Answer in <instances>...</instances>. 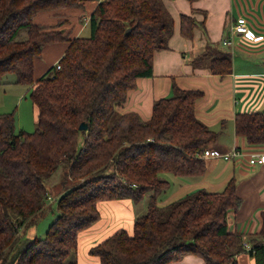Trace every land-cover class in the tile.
Segmentation results:
<instances>
[{
  "label": "trees",
  "instance_id": "16d2710c",
  "mask_svg": "<svg viewBox=\"0 0 264 264\" xmlns=\"http://www.w3.org/2000/svg\"><path fill=\"white\" fill-rule=\"evenodd\" d=\"M81 1L0 0V82L14 73L16 83L32 88L38 110L37 130L18 134L13 115L0 113V264H78L67 257L80 232L100 219L99 202L137 203L148 193L147 212L132 233L118 229L91 248L101 264H170L187 254L227 264L243 252L264 264V211L251 249L244 245L247 234L229 230L228 213L244 203L235 178L221 191L200 188L159 203L172 184L163 173L197 179L207 169L203 154L218 133L196 114L204 92L174 85L172 96L156 100L149 120L118 110L139 77L153 76L155 51L169 48L174 19L163 0H103L89 19L88 36L70 38L61 21L40 34L35 14ZM196 24L193 15L182 14V35L193 38ZM24 31L27 38L18 40ZM52 34L58 38L46 39ZM59 41H69L61 68L36 79L35 60L46 44ZM216 54L208 64L212 72L231 73L232 57ZM84 121L88 128L81 130ZM235 126L248 143H264V111L237 113ZM63 164L74 185L58 198L59 216L43 237L19 234L47 203L44 178Z\"/></svg>",
  "mask_w": 264,
  "mask_h": 264
},
{
  "label": "crops",
  "instance_id": "0c3cea01",
  "mask_svg": "<svg viewBox=\"0 0 264 264\" xmlns=\"http://www.w3.org/2000/svg\"><path fill=\"white\" fill-rule=\"evenodd\" d=\"M101 1L103 0H82L79 5L64 9L62 13L65 16L62 19L52 10L40 11L34 16V22L54 26L61 21L65 24L61 27L64 34L70 38L77 37L83 35L89 27V19ZM163 3L174 19L169 48L155 51L153 76L139 77L136 80V86L129 91L127 100L119 106V111L136 112L143 120H149L156 100L172 96L174 85L183 89H200L204 95L196 102V114L218 133L216 143L210 147L222 151L239 147L246 151L264 153V143H248L245 137L236 133L235 126L237 113L264 111V0H163ZM182 14L193 15L197 21L193 38H186L181 33ZM240 16H245L255 34L263 37L252 40L243 34H236L233 46L224 45L223 40L230 36V28ZM68 46L69 41L46 44L41 57L35 60V78H40L44 72L54 67L64 56ZM205 51H210L208 57L196 64L195 60ZM217 51L232 57L231 73L220 75L212 72L208 64L212 56L217 55ZM44 55L48 56L47 60H43ZM35 111L38 121L37 108ZM206 161L207 169L200 178L173 177L170 187L164 191L162 198L159 197L160 205H167L200 188L210 192L221 191L230 179L235 178L244 203L239 210L230 213L229 230L247 234L244 241L250 242L253 236L258 237L262 226L264 164H251L247 157L229 161L223 158ZM98 207L100 219L80 232L77 255L70 261H77L78 264H101L100 258L91 254V248L118 229L128 230L124 226L126 220L127 223L130 222L127 226L132 228L129 232H133V219L138 209L132 199L100 201ZM38 231L34 230L32 235L37 237ZM83 239H87L90 245L86 255L78 250ZM232 263L257 264L248 252L238 254ZM170 264L207 262L197 254H187Z\"/></svg>",
  "mask_w": 264,
  "mask_h": 264
},
{
  "label": "rangeland",
  "instance_id": "374dc122",
  "mask_svg": "<svg viewBox=\"0 0 264 264\" xmlns=\"http://www.w3.org/2000/svg\"><path fill=\"white\" fill-rule=\"evenodd\" d=\"M65 2H69V0H58V1L56 0L54 5L63 4ZM70 7H73V5L59 7V8H50V9H45V10L43 9L42 11L52 10L62 19L65 16L64 13H62V11ZM81 19H83V17ZM62 25H65V24H62ZM41 26H43V28L41 29L42 31L40 34H45L43 32H46V31L49 32V30L53 28V26L51 27L49 25H41ZM48 27H51V28H48ZM57 27L58 26H56V28ZM231 29L232 28H230V30ZM89 31L90 30L88 27L82 34L88 35ZM230 33H231L230 36L228 35V37H226L225 39L231 40V43L230 42L225 43L224 41L223 42L224 45L233 46L234 36L236 34H239V33H234L233 31H230ZM27 36H28L27 31H24L19 37L20 39L18 40H25ZM50 37L51 38H46V39H57L58 38V36H55L53 34ZM43 38L44 37H42L41 40H43ZM47 59H48V56L44 55L43 60H47ZM56 65H57V62L54 64V66ZM44 73L46 74L47 72H44ZM15 80H16V75L14 73H9L6 76H4L3 80L0 82V113L1 114L7 113V114L13 115L15 131L17 134L20 133L21 131H24L27 133L34 132L38 128V121H37V116H36V111H35L36 106L31 96L32 88L26 84L16 83ZM118 110H119V107H118ZM69 169H70L69 165L63 164L54 173L44 178V182L47 186L48 195H49L47 199V203L33 217L34 218V220H32L33 223L29 224L26 227L21 228L19 234L21 235L25 234V236L34 238L35 236L32 235V233L34 232V230L38 229L39 231L36 234L38 237H43L45 235L51 223H53L60 214L58 203H57L59 196L64 191H66L67 188L74 185V181L69 175ZM162 177L173 181V177L175 176L172 173H163ZM164 193L165 192L160 193L159 197L162 198V195ZM151 194L152 193H148L139 202L137 203L134 202V204L137 205L138 212H135L133 221H135V219H137V217H139L140 215H143V213L147 212L148 201L150 199ZM124 210L126 211V209ZM234 211H237V210H234ZM231 212L233 211H230L228 215H230ZM124 223H125L124 226L128 228V231H132V228L128 227L130 225V222L127 223V220H126L124 221ZM78 250L83 255H86V253H88V251L90 250V245L87 239H83L80 242V246ZM76 255H77V251L75 249L71 252L69 257H67V261L70 262V260H72V257H76Z\"/></svg>",
  "mask_w": 264,
  "mask_h": 264
},
{
  "label": "built area",
  "instance_id": "2783aa9c",
  "mask_svg": "<svg viewBox=\"0 0 264 264\" xmlns=\"http://www.w3.org/2000/svg\"><path fill=\"white\" fill-rule=\"evenodd\" d=\"M231 30L234 33H239L243 34L249 39L256 40V39H261L263 36H258L255 34L253 29L250 28L248 25L247 18L245 16H240L237 18L236 22H234L231 26ZM225 43L230 42L231 40L225 39L223 42ZM61 66L59 62H57V65L55 69H60ZM203 157L206 159H218V158H223L226 160H232V159H241L244 157H247L249 162L251 164H264V153L259 152V151H246L242 148L239 147H234L230 151H222L214 147H208L205 149ZM244 245L246 249H251L252 245L248 241H244ZM228 264H233L232 262H229Z\"/></svg>",
  "mask_w": 264,
  "mask_h": 264
},
{
  "label": "water",
  "instance_id": "95a60500",
  "mask_svg": "<svg viewBox=\"0 0 264 264\" xmlns=\"http://www.w3.org/2000/svg\"><path fill=\"white\" fill-rule=\"evenodd\" d=\"M131 29L132 28H128V30H127V33H130L131 32ZM88 128V122H82L81 124H80V129L81 130H86Z\"/></svg>",
  "mask_w": 264,
  "mask_h": 264
}]
</instances>
